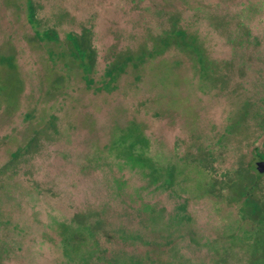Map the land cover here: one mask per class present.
Listing matches in <instances>:
<instances>
[{"label":"rangeland","instance_id":"rangeland-1","mask_svg":"<svg viewBox=\"0 0 264 264\" xmlns=\"http://www.w3.org/2000/svg\"><path fill=\"white\" fill-rule=\"evenodd\" d=\"M262 153L264 0H0V264H264Z\"/></svg>","mask_w":264,"mask_h":264},{"label":"trees","instance_id":"trees-1","mask_svg":"<svg viewBox=\"0 0 264 264\" xmlns=\"http://www.w3.org/2000/svg\"><path fill=\"white\" fill-rule=\"evenodd\" d=\"M29 8V17L32 14V9L31 6L28 4ZM47 38H52L54 36L53 32L45 31L43 33ZM73 39V42H76L77 44V51L79 53H83L87 58L90 57V52L88 53V49L86 47H81V42L79 40V37L76 36H71ZM173 42L174 44H182L183 46L191 47L193 46V50H199L201 52V48L198 47V44L195 45L194 43V38L192 36H189L188 38H185V34L181 30H173L172 28L170 29V32L166 33V38L163 40L164 46L163 48L166 47L168 44ZM83 49V50H82ZM91 58V57H90ZM89 59H85L86 65H89L90 62ZM122 61H131V57L129 56H124L123 60L122 58L114 62L115 64L120 63V66L122 65ZM197 61L204 64V67L207 65L201 54L198 55ZM109 74V72H107ZM89 80V79H86ZM236 123H230L229 128L231 129L234 127ZM259 159L264 160V153L259 154ZM208 163V160L205 162ZM234 175L232 178H229V176L226 174L225 177L228 179L223 183V187L225 188H230L232 189L231 199L235 197L238 200V211L240 214V217L242 220H246L247 218L254 221L256 225V229L253 230L255 233H257V239L256 240H263L264 242V198L257 197L252 193L253 188L257 186L256 180V175H253L249 167L246 166H241L238 165L236 168L233 170ZM257 172V171H256ZM224 177V178H225ZM221 181V180H219ZM222 182V181H221ZM214 184V181L213 183ZM213 186V185H212ZM211 186V187H212ZM210 187V188H211ZM213 190L209 189V193H212ZM243 226V225H242ZM241 226V227H242ZM252 232H246L244 231V235L251 234ZM261 252L264 253V250Z\"/></svg>","mask_w":264,"mask_h":264},{"label":"water","instance_id":"water-1","mask_svg":"<svg viewBox=\"0 0 264 264\" xmlns=\"http://www.w3.org/2000/svg\"><path fill=\"white\" fill-rule=\"evenodd\" d=\"M254 168L258 173H261L264 170V160L258 159L254 162Z\"/></svg>","mask_w":264,"mask_h":264}]
</instances>
